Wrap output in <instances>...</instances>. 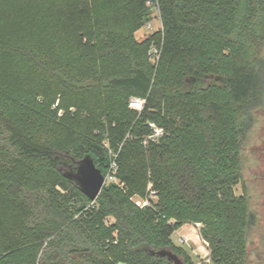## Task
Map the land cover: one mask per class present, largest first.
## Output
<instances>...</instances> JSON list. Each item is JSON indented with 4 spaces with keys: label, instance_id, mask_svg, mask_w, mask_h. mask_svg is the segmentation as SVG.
<instances>
[{
    "label": "trees",
    "instance_id": "16d2710c",
    "mask_svg": "<svg viewBox=\"0 0 264 264\" xmlns=\"http://www.w3.org/2000/svg\"><path fill=\"white\" fill-rule=\"evenodd\" d=\"M157 2L138 39L147 0H0V264H195L172 239L186 223L204 264H248L258 216L235 187L264 106V0ZM87 154L118 179L95 201L66 175Z\"/></svg>",
    "mask_w": 264,
    "mask_h": 264
},
{
    "label": "rangeland",
    "instance_id": "374dc122",
    "mask_svg": "<svg viewBox=\"0 0 264 264\" xmlns=\"http://www.w3.org/2000/svg\"><path fill=\"white\" fill-rule=\"evenodd\" d=\"M152 19L151 27L145 24L137 33L138 39H143L155 30L160 29V15L158 10L151 8ZM264 55V50H263ZM256 122L249 130L243 144V173L244 183L235 187L237 195L243 193L248 194L251 209L257 214L258 222L252 229L249 237V262L248 264H259L261 253L264 249V106L255 112ZM246 188V191H245ZM136 200H143L140 196L135 197ZM183 229H178L172 235V239L176 244H181L180 235L191 228L190 223H186ZM199 236L202 240L200 230ZM181 242V243H180ZM201 242V241H200ZM202 243V242H201ZM198 242L193 244L190 242L191 251H197L200 255L193 256L195 264L208 263L205 253L207 249ZM208 248V246H207ZM209 250V249H208ZM210 252V251H209Z\"/></svg>",
    "mask_w": 264,
    "mask_h": 264
},
{
    "label": "water",
    "instance_id": "95a60500",
    "mask_svg": "<svg viewBox=\"0 0 264 264\" xmlns=\"http://www.w3.org/2000/svg\"><path fill=\"white\" fill-rule=\"evenodd\" d=\"M67 177L72 179L81 191L92 201H95L107 183V177L97 167L93 157L87 154L77 164L76 170L67 172ZM161 255L167 256L174 264H184L183 260L174 252L163 250Z\"/></svg>",
    "mask_w": 264,
    "mask_h": 264
},
{
    "label": "built area",
    "instance_id": "2783aa9c",
    "mask_svg": "<svg viewBox=\"0 0 264 264\" xmlns=\"http://www.w3.org/2000/svg\"><path fill=\"white\" fill-rule=\"evenodd\" d=\"M147 3H148V5H149L151 8L154 7V8H155L156 10H158V12H159V8H158V2H157V0H147ZM159 15H160V13H159ZM147 26H148V27H151V26H152L151 21L147 24ZM157 55H158V51H157V49H154V51H153V56L155 57V56H157ZM144 103H145V100L142 99V98L133 97V98H131V100H130V106H131L132 108L138 110V111H141V110H142V108H143V106H144ZM151 125H152L153 128H154V132H153V134H151V135L149 136V138H151V139H155V138H157L159 135L163 134V132H164V131H163V128L158 127V126H156V125L153 124V123H152ZM113 166H115V165L113 164ZM106 177H107V182H108V181H114V182H117V181H118L117 177H115L113 174H111V175H107ZM136 203H137L138 205H140V206H144V205L149 204V200H148V199H143L142 201H141V200H136ZM181 241L184 242L185 239L182 238ZM200 264H201V263H200Z\"/></svg>",
    "mask_w": 264,
    "mask_h": 264
},
{
    "label": "crops",
    "instance_id": "0c3cea01",
    "mask_svg": "<svg viewBox=\"0 0 264 264\" xmlns=\"http://www.w3.org/2000/svg\"><path fill=\"white\" fill-rule=\"evenodd\" d=\"M162 27V23H161V20H160V25H159V28H161ZM188 224V223H187ZM191 225V228H188V231L187 232H185V233H182L181 235H180V241L182 240V238H184L185 239V241L184 242H180L181 244H179V245H182L183 247H185L186 249H187V251L190 253V255L192 256V258H193V256L196 254L197 256H199L200 254L197 252V251H191L190 249L191 248H189L190 246H191V244H189L190 242H192L193 244H198V242L199 243H201L206 249H207V251H206V253H205V255L204 256H206V259L209 261V256H210V252H209V250H208V248H207V246H208V244L202 239H200V236H199V230H200V228H201V224H194V223H190ZM185 226H187L186 224H184V225H182L180 228H178L179 230L180 229H183ZM177 229V230H178ZM176 230V231H177ZM201 241V242H200ZM175 243V242H174ZM176 244V243H175ZM178 245V244H177ZM195 253V254H194ZM195 255V256H196ZM194 260V259H193ZM194 262L196 263V261L194 260ZM119 264H123V263H119Z\"/></svg>",
    "mask_w": 264,
    "mask_h": 264
},
{
    "label": "flooded vegetation",
    "instance_id": "af4514ba",
    "mask_svg": "<svg viewBox=\"0 0 264 264\" xmlns=\"http://www.w3.org/2000/svg\"><path fill=\"white\" fill-rule=\"evenodd\" d=\"M264 152V151H263Z\"/></svg>",
    "mask_w": 264,
    "mask_h": 264
}]
</instances>
